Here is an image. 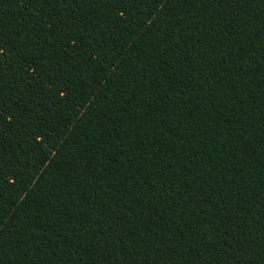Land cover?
Masks as SVG:
<instances>
[{
  "label": "trees",
  "instance_id": "trees-1",
  "mask_svg": "<svg viewBox=\"0 0 264 264\" xmlns=\"http://www.w3.org/2000/svg\"><path fill=\"white\" fill-rule=\"evenodd\" d=\"M0 264H264V0H0Z\"/></svg>",
  "mask_w": 264,
  "mask_h": 264
}]
</instances>
